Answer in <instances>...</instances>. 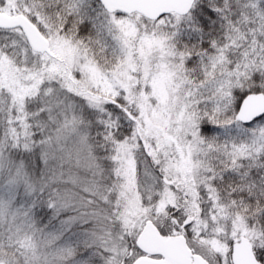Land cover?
Here are the masks:
<instances>
[{
  "label": "snow or ice",
  "instance_id": "obj_1",
  "mask_svg": "<svg viewBox=\"0 0 264 264\" xmlns=\"http://www.w3.org/2000/svg\"><path fill=\"white\" fill-rule=\"evenodd\" d=\"M0 264H264V0H0Z\"/></svg>",
  "mask_w": 264,
  "mask_h": 264
}]
</instances>
